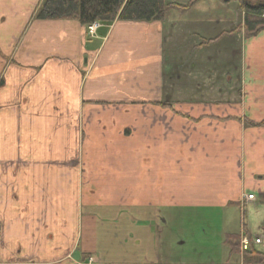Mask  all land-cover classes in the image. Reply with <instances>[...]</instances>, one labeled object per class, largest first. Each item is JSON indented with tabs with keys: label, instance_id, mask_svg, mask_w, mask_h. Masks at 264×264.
<instances>
[{
	"label": "crops",
	"instance_id": "1",
	"mask_svg": "<svg viewBox=\"0 0 264 264\" xmlns=\"http://www.w3.org/2000/svg\"><path fill=\"white\" fill-rule=\"evenodd\" d=\"M41 3L0 0V264H257L264 31L199 0L88 37Z\"/></svg>",
	"mask_w": 264,
	"mask_h": 264
},
{
	"label": "trees",
	"instance_id": "2",
	"mask_svg": "<svg viewBox=\"0 0 264 264\" xmlns=\"http://www.w3.org/2000/svg\"><path fill=\"white\" fill-rule=\"evenodd\" d=\"M197 1L199 0H190L187 5L180 6L167 4L166 0H42L35 18L76 19L84 25L112 23L115 20H163L170 7L177 5L187 9ZM239 1L246 12L240 29L247 36L264 30V0L256 4L247 0ZM244 253L250 263L264 264V252L259 251L253 244L250 243L249 249Z\"/></svg>",
	"mask_w": 264,
	"mask_h": 264
},
{
	"label": "rangeland",
	"instance_id": "3",
	"mask_svg": "<svg viewBox=\"0 0 264 264\" xmlns=\"http://www.w3.org/2000/svg\"><path fill=\"white\" fill-rule=\"evenodd\" d=\"M170 1V0H169ZM220 1H222V0H220ZM247 1H250L251 3H260V2H262L263 0H247ZM227 2H230L231 4H230V6H228V7H226L225 9H224V11H223V13H224V15H226V16H228L229 18H231L233 21H234V25H232V27H234V29H233V31L232 32H230V33H232V34H234V33H237L238 31H240L242 34H243V36H246L247 37V35L244 33V31L242 30V29H240V25H243L244 24V18H245V10L243 9V6L241 5V3H240V1L239 0H228V1H225V3H227ZM166 3L167 4H172V5H174V4H177V3H174V2H168V0H166ZM189 3V2H188ZM187 3V4H188ZM177 5H180V4H177ZM172 6V7H178L179 9H182V8H180V6H185V5H180V6ZM172 7H170V8H172ZM169 11V9H167V11H166V14H167V12ZM195 14L196 15H198V14H200L199 12H195ZM194 14V15H195ZM195 15V16H196ZM166 16V15H165ZM165 19V18H164ZM163 19V20H164ZM76 20V19H75ZM94 24V23H93ZM99 25H98V27H96V29H95V34H94V36L96 35V33H97V30H99V28L103 25L102 23H98ZM91 25V24H90ZM86 26V32H87V35H88V37H94L93 36V34H91V32H90V28H89V25H85ZM226 27V26H225ZM262 31H264V30H262ZM261 32V31H260ZM259 33V32H258ZM249 37V36H248ZM234 43H235V47H232V49H234L235 51H234V53H235V55L234 56H236L235 57V62H237L238 61V64H239V56H237L236 54H237V51H239V50H241L242 49V40H240V39H235L234 41H233ZM237 87H238V85L236 84V85H234L232 88H234L235 89V91L237 90ZM228 88L231 90L232 88H231V86H228ZM227 90V89H226ZM225 90V91H226ZM259 249L261 250V251H263L264 252V247H259ZM85 261V260H84ZM95 264H96V261H95Z\"/></svg>",
	"mask_w": 264,
	"mask_h": 264
},
{
	"label": "built area",
	"instance_id": "4",
	"mask_svg": "<svg viewBox=\"0 0 264 264\" xmlns=\"http://www.w3.org/2000/svg\"><path fill=\"white\" fill-rule=\"evenodd\" d=\"M98 23H94V24H91L89 25V28H90V32L91 34H95V29L96 27H98ZM248 199H253L254 198V195L253 194H250L247 196ZM252 242L256 245L258 244H262L263 243V238L262 237H256L252 240ZM250 243H251V240L249 239V237L247 236V234H243V237H242V240H241V248H242V251H247L249 249V246H250ZM79 264H95V259L94 257H89L87 260L85 261H82L80 262Z\"/></svg>",
	"mask_w": 264,
	"mask_h": 264
}]
</instances>
